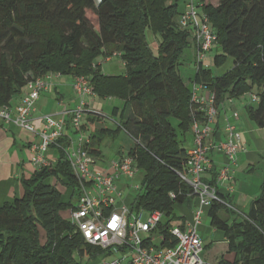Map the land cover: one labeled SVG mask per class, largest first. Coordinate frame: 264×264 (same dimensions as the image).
I'll use <instances>...</instances> for the list:
<instances>
[{"label": "trees", "instance_id": "obj_1", "mask_svg": "<svg viewBox=\"0 0 264 264\" xmlns=\"http://www.w3.org/2000/svg\"><path fill=\"white\" fill-rule=\"evenodd\" d=\"M216 1L215 5L191 0L215 36L210 48L215 51L212 70L203 66L204 60H197L194 29H182L179 20L175 21L186 11L188 2L179 11L183 0H0V108H11L13 98L24 92L28 82L49 73L84 77L97 98L122 101L120 122L114 128L107 127V117L86 115L88 124L101 125L89 131L81 149L96 163L97 157L103 161L100 147L106 138L114 139L123 131L133 141L126 153L118 152L115 162L129 158L139 172L141 184L130 208L162 214L163 247L171 246L166 242L169 226L190 217L177 216L176 208L189 213L196 202L191 187L182 180L188 151L183 139L193 121L207 120L206 107L192 102L194 96L200 98L195 88L212 96L217 112L226 99L255 97L256 103L248 102L245 111L257 128L264 129V0ZM149 37L158 44L157 55ZM189 47L196 66L194 76L184 84L178 68ZM114 54L124 74L104 75L96 60ZM228 61L231 67L220 73ZM70 124L65 121L63 131ZM63 134L50 147L56 149L57 158L20 179L21 197L0 204V264H80L73 260V253L89 258L104 254L85 244L69 221L79 192L65 155L68 140ZM245 151L240 136L231 171ZM213 152L222 157L219 168L210 157ZM207 157L212 161L206 172L210 178L202 181L214 187L216 197L205 213L210 227L222 235L226 254L232 255L231 260L221 255L215 264H264V175L258 196L241 212L232 208L231 198L220 189L230 181H218L226 163L222 151L215 147ZM97 170L107 172L106 168ZM123 182L117 186L123 188ZM64 212L66 219L60 215Z\"/></svg>", "mask_w": 264, "mask_h": 264}, {"label": "built area", "instance_id": "obj_2", "mask_svg": "<svg viewBox=\"0 0 264 264\" xmlns=\"http://www.w3.org/2000/svg\"><path fill=\"white\" fill-rule=\"evenodd\" d=\"M99 1V0H98ZM191 0L188 1L185 13L179 19L182 29L192 28L195 31L196 57L204 60L205 54L213 46L215 36L209 30L205 18L199 13ZM50 75L36 78L27 83L24 96L20 104L13 111L11 108H0V126L14 125L20 130L37 137L30 145V163L33 167L49 165L46 157L51 145L62 136L65 121L50 116L41 118V127L37 130L32 114L36 111L34 102L42 93L50 92L52 84ZM76 96L82 101L70 112L71 125L80 126V119L85 110V97L91 96L90 83L84 77H77L72 84ZM200 90V87L195 88ZM194 104L206 107V122L193 121V146L188 149L186 156L187 171L182 180L191 187L196 197V207L191 212V221L173 223L167 230V241L171 246L158 247L152 245V234L160 231L161 243L164 240L159 227L162 214L153 212L148 214L146 221H141L146 213L143 210L133 211L122 200V191L128 187V181L133 180L139 172L132 166L129 158H123L119 163L114 162L107 172L95 169L94 160L82 150L79 145L67 147L65 155L78 183L79 198L71 210L69 221L75 227L85 244L98 247L107 256L121 254L122 259L110 263L122 264H211L204 261L202 253V239L198 233V225L205 209L211 205L216 197V191L211 185L202 181L203 175L211 170L212 161L207 152L215 147L222 151L225 164L219 171L218 181L230 180L231 165L235 164L237 151L240 148V136L235 128L227 122L225 126L226 139L224 142H210L206 140L210 135V124L215 120L218 109L213 105L212 96L192 98ZM249 102L256 103L255 97L250 96ZM140 176V175H139ZM125 181L123 188L118 189L117 183ZM138 186L135 187L137 190ZM164 243V241H163Z\"/></svg>", "mask_w": 264, "mask_h": 264}, {"label": "crops", "instance_id": "obj_3", "mask_svg": "<svg viewBox=\"0 0 264 264\" xmlns=\"http://www.w3.org/2000/svg\"><path fill=\"white\" fill-rule=\"evenodd\" d=\"M189 0H184L182 6H179V11H184L186 3ZM181 7V8H180ZM150 41L153 39L151 37ZM116 55V54H114ZM111 59V58H110ZM110 59H105V61H109ZM101 67V72L105 74L102 68V63L96 62ZM123 65V64H122ZM111 76V75H109ZM201 93V97H207L209 94L207 91L199 92ZM75 92L70 86V80H66L65 78L57 80L54 86L51 89V94L49 92L40 95L38 99L34 102V108L36 111L32 114V120L37 128V130L41 127V118L45 116H50L55 119L62 118L68 124H70V115L68 111L75 105L76 96ZM24 96V92L13 98L11 102V109L14 111L15 108L20 104L21 99ZM85 116L86 120H81L80 127L75 128L70 124L69 128L67 125L65 130L63 131V135L67 137L68 145L67 147H76L79 145L80 148L85 147V144L88 142L87 135L90 133L89 131L94 130V128H98L101 124H88V113H98V110H105L108 105H111L110 108L112 115L104 113L103 117H107V121L115 124L116 122H120V119L117 121H113V118H120V112L123 108V102L119 100L111 99H99L95 95L86 96L85 99ZM234 101V100H233ZM232 103L224 102L220 105V110L215 118V120L210 124V135L206 140V144L210 142L217 143L219 141H224L225 139V126L228 123L234 125L241 136V144L245 146V152H242L238 156V162L235 167H233L230 173V181L225 182L220 189L222 192L227 193L231 198L232 208L243 209L244 212L248 210L251 202L258 196L261 181L264 175V165L261 164L260 176L256 175L255 169L261 163V151H264V129H259L253 124L247 117L245 107V114L241 115ZM103 102V103H101ZM107 103V104H106ZM107 105V106H106ZM246 105V104H245ZM116 110V111H115ZM115 112V113H114ZM238 113V118L235 120L232 116L233 113ZM94 118V117H93ZM85 125V129L82 130L81 126ZM107 125V123H106ZM123 132V131H122ZM124 133V132H123ZM188 137L184 141V147L188 150L190 149L191 143L190 138H193L192 134H187L185 136ZM37 137L35 135L29 134L20 130L14 125H3L0 126V204L5 201H10L14 197H21L23 195V189L20 185L21 178H29L33 173V166L30 163L31 152L29 149V145L31 143L36 142ZM56 149L50 148L46 153L47 159L49 162H53L57 158ZM102 156V154H101ZM211 159L216 165V168H219L222 164V157L219 154H215L214 152L210 154ZM96 160V169L104 170L105 167L99 168L98 163L100 160L99 157L95 158ZM107 170V169H106ZM234 173V174H233ZM239 174L240 179L237 178ZM203 178H210V174L206 173L203 175ZM54 181V180H52ZM55 182V181H54ZM57 184V183H56ZM57 189L64 193L65 196L68 195V191L64 190L60 185L57 184ZM120 189V187H118ZM196 207V202L194 207L190 212L194 210ZM206 210L204 211V215H206ZM187 211L182 216H190L188 221H191L192 216ZM63 214V213H62ZM203 216V215H202ZM202 216L200 220V224L198 225V231L200 226H202ZM214 230V229H213ZM217 237L215 238V242H222V235L214 230Z\"/></svg>", "mask_w": 264, "mask_h": 264}, {"label": "rangeland", "instance_id": "obj_4", "mask_svg": "<svg viewBox=\"0 0 264 264\" xmlns=\"http://www.w3.org/2000/svg\"><path fill=\"white\" fill-rule=\"evenodd\" d=\"M184 1V0H183ZM196 1V0H195ZM208 2H213L215 5L217 4L216 0H207ZM179 6H182V3L179 4ZM181 8V7H180ZM197 13H199V9H195ZM180 16L175 18V21L179 20ZM91 20H93V18H91ZM150 46L151 49L153 51L154 55H157V47L158 44L156 43V41H150ZM215 51L214 50H209L206 52L205 54V58H204V63L203 66L204 67H209L212 70L214 69L213 66V58L215 56ZM96 62H100L102 63V68L105 74L108 75H113V76H118L121 74H124V66L122 65V62L120 61V59L118 58V55L112 57L109 61H105L103 57H99ZM195 61L193 59V53H192V47L187 48L184 51L183 56L181 57L180 60V65L178 68V72L181 76V79L183 81L184 84H187L189 82V79L192 78L194 76V70H195ZM231 67L230 65V61H228L219 71L220 73L225 72L226 70H228ZM48 75H50V82L52 84V87L54 86L55 82L61 78H65L67 81L70 80V86L72 88V84L74 83L75 77L72 76H68V75H61L59 73H49ZM199 92H204V90H198ZM198 92V97H201V93ZM49 94H51V91L49 92ZM76 96V95H75ZM117 100V99H114ZM250 100V97L248 95H243L242 97H239L238 99H234L233 100H228L226 99L224 102L227 103H232L233 101V105L235 107H237L239 113L241 115L245 114L244 111V107L245 104H247ZM82 101L81 98L76 96V102L75 105L73 107H76L78 104H80V102ZM103 103V102H101ZM107 104V103H106ZM107 106V105H106ZM111 105H108V107H110ZM106 107L105 110H98L99 114H104L107 113L109 114L111 109ZM221 109L222 105H221ZM110 115H112V113H110ZM234 118H238V113L235 112L233 113ZM119 119L113 118V121H117ZM80 120H86L85 116L82 117ZM228 122V121H226ZM107 123V127L108 128H114V124L112 123V120H110ZM192 134V130H190L189 135ZM179 139H181L182 137L180 136V134H178ZM188 140V137L184 138L183 140ZM193 138H190V142L187 141V145L188 143H191L190 147L193 146ZM133 146V141L123 132H119L118 135H116V137L114 139L111 138H106L100 147L101 150V154L103 157V161H100L98 163V167L102 168L105 167L106 169H109V167H111V164L114 163L116 161V157L118 152L123 151V153H126L131 147ZM261 163L259 164V166H257V168L255 169L256 175L260 176L261 170L259 168H261V164L264 165V151H261ZM234 174V173H233ZM242 174H239L237 176L238 179H240V176ZM121 183L123 184V180H121ZM52 184H54L56 187L57 184L52 181ZM141 184V178L140 176H136L133 180L128 181V187L126 189H124V191H122V198L121 200L127 205L130 206V203L133 199V197L135 196L137 190L135 189L136 186H140ZM239 211H244L243 209L238 208ZM186 213V209L185 208H179L177 207L175 210V214L177 216H181L184 215ZM64 219L67 218V213H61L60 214ZM148 219V214L144 213L142 216L141 221H146ZM164 221V217L162 218V222ZM41 231V229H39ZM42 232V231H41ZM199 236L202 239V253L200 255V257L206 261L209 262L211 264H215L217 262V260L221 257V255H227L225 250L227 249V246L225 243L223 242H215V238L217 237L216 233L214 232V230L210 227V223H209V218L207 217V215L202 216V226H200L199 228ZM43 234V232H42ZM40 234V238L41 241L40 242H44V234L42 235ZM152 238H153V242L152 245H154L155 247L160 246L161 244V238H160V231H156L152 234ZM73 260L76 262H79L80 264H100L102 262L105 263H110L112 261H116V260H120L123 258V256L121 254H110L107 256H103V254L100 257L96 258H89L87 255L84 256H79L77 252L73 253L72 256ZM227 259L231 260L232 259V255H227L226 256ZM122 264H127V259H124Z\"/></svg>", "mask_w": 264, "mask_h": 264}]
</instances>
